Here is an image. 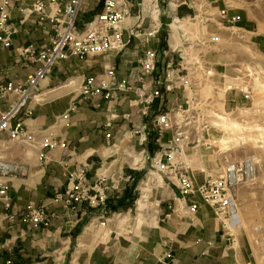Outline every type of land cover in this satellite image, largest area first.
I'll list each match as a JSON object with an SVG mask.
<instances>
[{
    "label": "crops",
    "instance_id": "crops-1",
    "mask_svg": "<svg viewBox=\"0 0 264 264\" xmlns=\"http://www.w3.org/2000/svg\"><path fill=\"white\" fill-rule=\"evenodd\" d=\"M35 1L13 0L11 16L17 33L13 36L12 48L0 50L2 66L10 68V76L16 80L26 79L34 69L29 64H15L18 49L31 44L50 46V36L42 32L36 16L29 13ZM104 2L87 0L83 4L78 22L80 29L103 11ZM140 4L138 0L129 3V16L122 24L125 37L141 20H144V27L148 26L146 8ZM192 14L190 6L182 5L172 10L167 7L163 24H169L175 15ZM161 39L162 32L148 47L159 46L163 43ZM139 43L140 40H133L121 55L112 52L83 60L72 59L56 67L40 86V90L48 89L44 95L55 93V98L43 103L33 99L30 113L24 119L33 139L21 142L7 135L3 137L0 155L12 166L10 195L14 208L21 209L31 203L44 205L51 221L49 226L39 229L19 219L10 221L7 217L11 211H6L0 203V264L9 258L16 264H254L251 244L240 230L242 219L238 205L231 217L234 238L225 234L213 207L199 197L176 202L179 190L167 185L163 177L155 190L141 188L142 196L148 200L136 213L132 209L135 203L131 208L113 209L115 205L120 206L119 200L127 199V195L134 196L137 191V187L132 190V186L140 180L142 170L131 169V159L123 151L132 140V130L141 122H151L158 112V102L150 109V115L142 118L133 107L134 97L125 93H120L112 102L96 101L102 105V109H98L95 103L81 95V85L88 76L104 74L110 62L117 64L118 79H126L140 54ZM72 107L75 110L71 112ZM4 109L0 100V110ZM129 112L137 118L125 120L123 115ZM68 113L69 122L64 119ZM112 113L120 115L112 128L114 140L105 137L104 128ZM52 130L66 139V152L43 148L42 139ZM125 136L127 139L121 143ZM202 147L204 145L187 146L182 157L197 183L213 176L211 171L214 170L210 156ZM149 151L150 155L155 151L152 142ZM42 154L47 157L45 160ZM146 164L150 167V162ZM82 165L88 168L92 182L106 176L109 184L119 188L108 191L106 206L92 208L84 203L76 210H69L53 199L56 192L66 188L69 172ZM175 204L179 211L172 213L169 206ZM193 204L198 206L195 213L189 212ZM104 221H107L106 227L98 225ZM169 251L173 257L162 260Z\"/></svg>",
    "mask_w": 264,
    "mask_h": 264
},
{
    "label": "built area",
    "instance_id": "built-area-1",
    "mask_svg": "<svg viewBox=\"0 0 264 264\" xmlns=\"http://www.w3.org/2000/svg\"><path fill=\"white\" fill-rule=\"evenodd\" d=\"M198 0H168V8L172 10L182 5L190 6ZM87 0H36L29 10L35 15L37 22L46 36H50V46L40 47L31 44L18 49L15 64H29L31 72L26 79L16 80L10 76V68H5L0 62V100L5 105L0 110V150L3 137L21 142L31 141L25 126V117L30 113V103L40 86L53 70L72 59L83 60L88 57H98L108 53L121 55L133 40H140L137 55L129 75L124 80L118 79V67L110 62L105 72L99 76H88L81 85V95L102 109L99 100L112 102L120 93L134 97L133 107L136 114L142 117L150 115V109L158 102V112L150 123L141 122L131 132V142L124 148V155L131 159L129 167L133 170H143L150 162L153 170L150 174H159L167 185H174L179 190V199L199 197L211 205L215 215L222 223L225 234L234 238L232 232V212L236 209L235 187L244 178H252L256 173L253 161L228 163L222 166L213 176L202 183H197L185 166L182 157L187 146L206 145L203 141L210 124L205 121L202 103V91L208 82L206 73L207 62L202 54L203 46L209 41L217 42L212 37H202L198 43H191L186 33L176 36L172 29L192 16L171 18L166 25L165 43L153 48L148 45L163 31L161 20L164 9L163 0H141V6L148 10V26L137 23L123 34L122 24L129 16L128 6L133 0H105L103 11L94 19L79 28V16L83 4ZM176 2V3H175ZM13 0L0 2V50H9L13 46V36L17 27L12 22L11 10ZM174 11V10H173ZM172 12V11H171ZM198 16H195L197 18ZM222 19L235 23L239 16L229 18L227 10L220 12ZM180 26V25H179ZM72 107L70 111H74ZM70 113V112H69ZM64 119L69 122L70 114ZM120 115L112 113L109 121L104 123L105 137L115 139L112 128ZM125 120L137 118L129 112L123 115ZM170 134V138L168 135ZM125 136L120 142H125ZM202 141L204 143H202ZM154 144L155 151H149V145ZM44 149L67 151V141L54 130L48 132L42 139ZM42 159L47 157L42 154ZM12 166L0 155V203L6 211H11L8 220L19 219L24 224H30L39 229L50 225L51 217L44 205L28 204L21 209H15L10 195V178ZM129 180V177L126 181ZM119 188L109 184V178L101 176L92 182L88 177V168L84 165L69 172V180L63 191L56 192L53 199L62 203L69 210H76L84 203L92 208L106 206L108 191ZM198 206L193 204L189 212L195 213ZM170 211L178 212L177 204L169 206ZM116 213H113L115 216ZM105 222V221H104ZM101 223L105 225V223ZM171 252L163 255L162 260L171 259ZM2 264H16L9 258Z\"/></svg>",
    "mask_w": 264,
    "mask_h": 264
},
{
    "label": "rangeland",
    "instance_id": "rangeland-1",
    "mask_svg": "<svg viewBox=\"0 0 264 264\" xmlns=\"http://www.w3.org/2000/svg\"><path fill=\"white\" fill-rule=\"evenodd\" d=\"M167 3L163 0V9ZM192 6L191 19L172 27L176 36L186 33L191 43H198L202 37L218 39L202 49L208 63L202 108L204 120L210 124L208 132L201 136L206 144L202 148L210 156L214 175L228 163L254 162L255 175L240 181L234 192L242 219L241 233L251 244L254 264H264V0H198ZM222 10H227L229 18L239 16L240 20L232 23L222 19ZM167 30L165 25L163 43ZM47 90L37 92L34 100L52 102L55 93L44 95ZM152 171L147 164L141 171L134 213L148 200L138 202L143 194L141 188H158L161 176L150 174ZM148 180L146 187L143 183ZM104 223L98 225L106 227L107 221Z\"/></svg>",
    "mask_w": 264,
    "mask_h": 264
},
{
    "label": "trees",
    "instance_id": "trees-1",
    "mask_svg": "<svg viewBox=\"0 0 264 264\" xmlns=\"http://www.w3.org/2000/svg\"><path fill=\"white\" fill-rule=\"evenodd\" d=\"M135 187H136V185L134 184L132 186V190ZM127 197H128L127 199L126 198L125 199L122 198L121 200H119L117 202V204H119L120 206L115 205V206H113V209L118 210V209H121V208H123V209L131 208L133 206V204L135 203V201H136V197L133 196V195H127Z\"/></svg>",
    "mask_w": 264,
    "mask_h": 264
},
{
    "label": "bare ground",
    "instance_id": "bare-ground-1",
    "mask_svg": "<svg viewBox=\"0 0 264 264\" xmlns=\"http://www.w3.org/2000/svg\"><path fill=\"white\" fill-rule=\"evenodd\" d=\"M221 118H222V117H221ZM235 126H236V125L234 124L233 127L235 128ZM143 184H145V186L148 187V185L150 184V181L148 180L147 182H145V183H143ZM146 199H147L146 197L141 196V198H140V200H139L138 202H141L142 200L145 201ZM144 201H143V202H144Z\"/></svg>",
    "mask_w": 264,
    "mask_h": 264
}]
</instances>
